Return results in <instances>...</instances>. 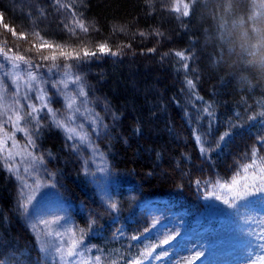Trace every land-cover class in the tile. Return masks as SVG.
<instances>
[{
  "label": "trees",
  "instance_id": "1",
  "mask_svg": "<svg viewBox=\"0 0 264 264\" xmlns=\"http://www.w3.org/2000/svg\"><path fill=\"white\" fill-rule=\"evenodd\" d=\"M0 17V48L43 65L32 71L42 78L48 106L57 119L72 116L70 125H83L78 131L88 137L82 144L68 139L47 109L31 119L27 104L40 107L34 92L19 105V126L28 135L7 122L22 146L32 139L27 148L46 171L48 188L72 203L82 227L137 217L139 203L154 197L197 209L210 185L252 162L254 146L256 165L264 164V57L240 39L242 30L251 35L264 26L261 0H0ZM80 19L87 33L75 27ZM37 32L66 50L94 51L106 43L117 53H97L78 65L56 61L80 77L94 121L78 120L66 108L53 87L64 69L47 72L52 61L40 57L51 49L36 51ZM201 146L208 151L202 154ZM26 167L18 156L6 164L0 155V264H44L28 226L29 205L27 213L19 207L22 190L32 192L42 175L32 169L29 175ZM103 169L99 186L94 175ZM101 186L116 197L111 212Z\"/></svg>",
  "mask_w": 264,
  "mask_h": 264
},
{
  "label": "rangeland",
  "instance_id": "2",
  "mask_svg": "<svg viewBox=\"0 0 264 264\" xmlns=\"http://www.w3.org/2000/svg\"><path fill=\"white\" fill-rule=\"evenodd\" d=\"M18 2L23 3V0H18ZM4 70H10L7 64ZM62 75L63 72H61ZM0 79L4 82V87L0 90V97H2L0 99V113H4L5 109H8L7 114L0 115V123H3L4 131L12 135V130L5 119L8 116H13V113L19 109L20 101H24L23 93L25 89L22 88L21 94L17 96L15 86L11 83V80L8 77H0ZM71 79H75L72 73ZM63 92L71 94L76 99V107L80 108L79 113H74L76 119L86 122L88 120L94 121L96 116L91 112L87 103L82 105V101H86L87 96H77L75 86L72 83H69L68 88L63 89ZM84 92L86 93L85 87ZM16 100H19L18 105L15 103ZM64 103L66 104L65 99ZM84 116H86L85 119ZM0 133H2L0 134L2 136L3 132ZM13 136L18 144V149H12V140L7 141L8 149L14 152L24 150L25 146L20 144L15 138V134ZM27 151L30 152L28 148ZM18 157L27 167L30 164L32 165L30 169L35 172V176L37 174L42 175L38 179L41 181L42 186L30 192L33 199L29 204L27 220L34 237V245L39 250L44 264H62L55 247L66 240L67 237H57L55 232L64 231L65 228H72L74 231L83 229V234L77 231V239L82 236L83 245L88 246L91 251L83 252V245L80 251L89 259L99 255L101 264H128L129 261L138 258L139 252L144 250L146 246L151 245H157L153 251V256L159 255L161 258L158 260H145L143 264H185L192 255L198 257L193 264H264V255L258 253L251 260L248 259L249 254L253 251L249 246V241L254 237L250 233L253 229L259 231L264 228V199L258 200V195H249L244 200L237 202L240 205H242V202L246 204L256 203V208L263 209V212L260 213L252 211L247 214L246 220L248 222L239 220L238 216L242 214L240 208L228 209L221 201L210 197V194L214 191V183L204 191L201 198L202 203L199 204L197 209L188 210L176 202L159 197L140 202L138 205L140 211L137 217L133 218L131 215L116 216L106 221L108 228L93 227L90 229L89 226L82 227L75 221L73 205L70 201L58 197L48 188L47 179L43 176L46 175V171L43 170L40 161L34 162L31 158ZM262 167H264V164H258L249 172H258ZM102 171L98 170L94 175V179L99 183V186L106 181L104 169ZM241 174L243 175V173ZM233 175L234 173L220 182H230ZM100 190L99 193L103 197H107L105 199H111V202L109 200L103 201L111 212L113 209L110 204L113 203L116 197L111 196L108 198L111 193L110 189L101 186ZM215 194L220 195L221 199L224 198L223 189H215ZM116 206L118 205L116 204ZM252 206L250 205V207ZM57 217L60 218L61 225H52L51 228L45 225L34 227L37 221L41 219L52 221ZM215 219L219 220L220 227H218V223L212 222ZM146 228L149 230L148 232L144 231ZM47 231H51L53 234L49 236ZM168 235H171L173 239L168 244L160 245V240ZM132 236H137L139 239L132 240ZM42 245L51 246V256L43 250ZM63 247H67V244H64ZM67 259L72 261L79 258L70 257Z\"/></svg>",
  "mask_w": 264,
  "mask_h": 264
},
{
  "label": "snow or ice",
  "instance_id": "3",
  "mask_svg": "<svg viewBox=\"0 0 264 264\" xmlns=\"http://www.w3.org/2000/svg\"><path fill=\"white\" fill-rule=\"evenodd\" d=\"M55 2L59 4V0H55ZM61 7L65 6L61 5ZM75 27L79 28L84 33L88 32V28L85 26L82 19L75 21ZM5 28H8V26L5 25ZM9 30L12 31L13 36L16 35L14 29ZM24 38L25 37L23 34H21V36L19 37V39ZM35 38L36 40L40 41L38 47H36L35 44L33 45V47L36 48L37 52H40L42 49L45 48L51 49L49 55H42L40 57V59L42 60L52 61V64L47 68V72L50 74V76L51 74H53V69H59L63 67V75L61 76V79L59 81L53 83V87L57 88V91L64 96L66 108L70 112L79 113L80 108L76 107L75 97L69 93L63 92V89L68 88L69 83H72L75 86L76 95L79 97H85L86 93L84 92V84L81 82L79 76H76L74 80L71 79L70 69L72 65L64 64L63 66H61L58 65L56 61L58 59H63L65 61L74 60L77 62L78 65L80 62H86L87 58L97 56V53H100L101 55L111 53V55L113 56L117 55V53L112 52L106 43L97 45L94 51H90L87 47H83L78 50H66L65 45L49 43L48 41L44 40L38 32L35 34ZM30 50L31 49H29V51ZM11 52V49H7V51H5L3 48H0V77H8L11 80V83L15 86L17 96L21 94L22 88L25 89L23 93V99L26 101L31 100L33 98L31 93H35V99L40 102V107H37L35 104L32 103L27 104V107L31 110L28 113L29 117L35 120L37 113H39L42 109H47V113L51 116V119L55 126L65 131L68 134V139L78 138L81 144L84 143V141L87 140L88 137L86 134H82L81 131H78V127L82 129L83 125H79L77 127L71 126L69 122L72 120V116L66 117L65 120L57 119L56 113L53 112V110L48 106L51 101L46 89L40 86L42 78H38L37 74L32 71L33 67L39 69L43 65H33L32 61L30 59H27L24 55L10 54ZM176 55L182 57V53L178 52L176 53ZM22 63L23 65H25L24 69H21ZM6 64L10 69L8 71L4 70ZM25 77H27V79H25ZM43 82L47 83L48 81L45 80ZM187 84L189 88L193 86L191 80H188ZM3 87L4 82L2 79H0V90H2ZM0 99H2V97H0ZM15 103L18 105L19 100H16ZM84 103H86V101H82V105ZM7 111L8 109L6 108L5 112L0 113V115L7 114ZM205 111L208 110L205 109ZM13 116L15 117L14 119ZM13 116H8L6 122H10L16 131L25 132V134L28 135L26 129L21 128L19 126L21 120L19 109H17V111L13 113ZM0 132H3V135L0 136V155L3 156V159L6 164L8 161H13L15 156L31 158V160L34 162L38 160V158L34 157L31 152L27 151V146L32 145L34 143L30 137L27 141V145L25 146L24 150H17L14 152L11 149H8L7 141H13L12 149H18V144L15 141L13 135H10L6 131H4L3 123H0ZM226 135L228 134L225 133L224 135L220 136V140H224ZM196 139L198 144L202 145L201 138L197 136ZM217 147H219V144H217ZM200 151L202 154H204L206 151H208V149L201 146ZM257 151L258 149L254 146L251 152L252 162L250 164L242 165L241 168L234 173L230 182L221 183L219 180H217L216 183L213 185L214 191L210 194V197L221 201V203L228 209H238L241 206L239 203H237L238 201L244 200L245 197L254 194V192H264V167L260 168L258 172H249V170L254 168L257 164ZM39 160H42V158H39ZM31 167L32 165L30 164L29 167H26L24 169V172L29 173V169ZM8 170L18 172L19 168L16 167L14 164H8ZM241 173H243V175ZM33 183L35 185V188H32L31 191H35L36 188L40 187V181L38 179L34 180ZM199 183L200 182L197 181V184ZM24 187L28 186L25 184ZM217 188L224 190L223 199H221L220 195L215 194V189ZM32 199L33 196L30 193L25 194L22 190L21 202L19 204V207L25 213H27L28 205L31 203ZM110 207L115 210L117 206L113 202L110 204ZM39 225H45L48 226V228H51L52 225H61V221L59 217L52 221L41 219L37 221L34 227H38ZM77 231H79L81 234H83L84 232L83 229H77L76 231H74L72 228H65L64 231L55 232V235L57 237H67L66 240H63L61 244L56 245L55 247V251L59 254V260L62 262V264H101V257L99 255L91 259L86 258L83 255V252L91 251V249L88 246L83 245L82 236L80 239H77ZM144 231L148 232L149 230L146 228ZM52 234L53 233L51 231H47V235L51 236ZM250 235L254 238L250 239L249 241V246L253 249V251L249 254V260H251L255 255H257V253L259 255H264V228H261L259 231L253 229ZM131 239L137 240L139 239V237L132 236ZM172 239L173 237L171 235H168L166 238L160 240L159 243L160 245L168 244ZM64 244H67V247H63ZM82 245L83 252L80 251ZM156 246L157 245L146 246L144 250L139 252V257L129 261L128 264H143L145 260L160 259L161 257L159 255L153 256V251ZM42 248L43 250L47 251L50 256L52 255L50 251V245H42ZM165 255H167V253H165ZM70 257H78L79 259L68 261L67 258ZM197 258L198 257L196 255H192L187 259L185 264H193V262ZM53 259H55V257H53Z\"/></svg>",
  "mask_w": 264,
  "mask_h": 264
},
{
  "label": "clouds",
  "instance_id": "4",
  "mask_svg": "<svg viewBox=\"0 0 264 264\" xmlns=\"http://www.w3.org/2000/svg\"><path fill=\"white\" fill-rule=\"evenodd\" d=\"M261 7H264V0H261ZM258 13H254L257 15ZM240 39L255 52L264 57V26H255L252 28V34L247 30H242Z\"/></svg>",
  "mask_w": 264,
  "mask_h": 264
}]
</instances>
